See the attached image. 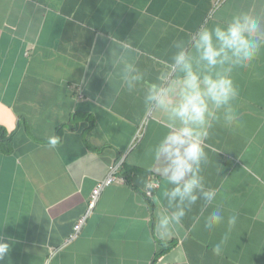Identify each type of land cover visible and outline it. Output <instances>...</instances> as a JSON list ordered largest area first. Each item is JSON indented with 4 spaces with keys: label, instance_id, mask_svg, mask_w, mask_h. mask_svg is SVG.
Instances as JSON below:
<instances>
[{
    "label": "crops",
    "instance_id": "0c3cea01",
    "mask_svg": "<svg viewBox=\"0 0 264 264\" xmlns=\"http://www.w3.org/2000/svg\"><path fill=\"white\" fill-rule=\"evenodd\" d=\"M239 12L264 23V0H0V238L11 244L0 264H264V48L231 74L236 120L221 115L204 140L216 198L167 235L157 223L168 185L153 153L167 128L143 103L147 86L175 79L174 41ZM126 63L144 75L132 92ZM117 161L131 182L119 177L89 210ZM217 207L224 223L205 229Z\"/></svg>",
    "mask_w": 264,
    "mask_h": 264
},
{
    "label": "clouds",
    "instance_id": "9594fccd",
    "mask_svg": "<svg viewBox=\"0 0 264 264\" xmlns=\"http://www.w3.org/2000/svg\"><path fill=\"white\" fill-rule=\"evenodd\" d=\"M172 47L175 51L170 68L175 79L153 83L143 92L144 105L162 113L167 128L153 149L154 159L162 162L159 172L168 185L162 195L170 211L157 223L161 235L179 225L198 200L211 204L216 198V191L205 187L202 175L208 160L204 140L221 115L226 123L236 120L233 102L238 89L231 74L236 68L248 67L264 48V23L239 12L223 25L205 26L187 40L174 41ZM121 78L132 92L144 75L133 63H126ZM59 142V137L50 136L48 146L55 148ZM236 219L228 217L229 231ZM224 221L217 207L207 216L204 227L211 230ZM227 240L226 233L212 253L220 255ZM10 249L11 244L0 238V262Z\"/></svg>",
    "mask_w": 264,
    "mask_h": 264
},
{
    "label": "built area",
    "instance_id": "2783aa9c",
    "mask_svg": "<svg viewBox=\"0 0 264 264\" xmlns=\"http://www.w3.org/2000/svg\"><path fill=\"white\" fill-rule=\"evenodd\" d=\"M138 135L140 136V130L138 131ZM120 162H115L113 164H111L109 166V170H108V173H107V176L102 179V180H99L96 185L94 186L92 192H91V195H90V200H89V203H88V208L89 210L92 209L96 202H97V199H98V196L100 195V192L106 188L107 186L111 185L112 182H114L116 179H118L119 177L124 180V177L120 176L119 174V168H120ZM156 183H152V186H155ZM146 194L147 196H151V190L148 189L146 191ZM85 220V217H81L77 223L75 224L74 226V232H73V235H71L70 239L73 238L75 235H77V233L79 232L83 222Z\"/></svg>",
    "mask_w": 264,
    "mask_h": 264
},
{
    "label": "trees",
    "instance_id": "16d2710c",
    "mask_svg": "<svg viewBox=\"0 0 264 264\" xmlns=\"http://www.w3.org/2000/svg\"><path fill=\"white\" fill-rule=\"evenodd\" d=\"M4 149H5V148H4ZM130 170H131V169H127L126 167H124V165L121 166V167L119 168L120 174L122 175V177H124V179H125L128 183L131 182V181H130V177H129Z\"/></svg>",
    "mask_w": 264,
    "mask_h": 264
}]
</instances>
